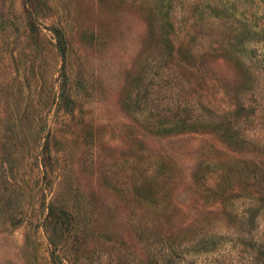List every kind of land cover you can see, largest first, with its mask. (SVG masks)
Here are the masks:
<instances>
[{
	"label": "rangeland",
	"instance_id": "1",
	"mask_svg": "<svg viewBox=\"0 0 264 264\" xmlns=\"http://www.w3.org/2000/svg\"><path fill=\"white\" fill-rule=\"evenodd\" d=\"M23 3L0 0V264H247L264 0H38L32 30Z\"/></svg>",
	"mask_w": 264,
	"mask_h": 264
},
{
	"label": "trees",
	"instance_id": "2",
	"mask_svg": "<svg viewBox=\"0 0 264 264\" xmlns=\"http://www.w3.org/2000/svg\"><path fill=\"white\" fill-rule=\"evenodd\" d=\"M23 13L25 15V23L28 30H32L36 25V17L38 16V12L40 9L38 5V0H24L23 3ZM51 33L53 34V37L55 38V46L57 50L60 52V54L64 53V47H65V36L62 32V30L58 27H51ZM60 97H62V92H60ZM59 107L63 109L60 104ZM65 111L72 112L71 109H63ZM154 124H157V122H154ZM178 123H175L173 125H163L161 123L157 124L153 129L157 132H167L170 130H175V128H178ZM48 137H52V132L48 133ZM58 190L53 194L52 198L47 201L46 204V211L44 215V226L48 230H50V233L53 234L55 237H57L58 242V236H62L64 234L65 229H68V224L64 225V222L66 220V210L65 208L60 205L59 199H58ZM248 210V209H247ZM250 211V210H248ZM245 211V212H248ZM253 218L250 216V219ZM211 237H221V235H216L215 233H211ZM56 240V239H55ZM55 240H51L50 242L56 246ZM252 252L250 254V258L247 260V264H264V232L262 234V238L254 243L252 245ZM251 246V247H252Z\"/></svg>",
	"mask_w": 264,
	"mask_h": 264
}]
</instances>
